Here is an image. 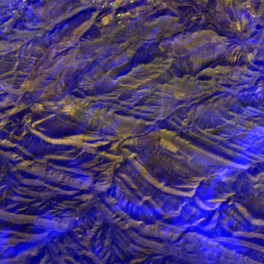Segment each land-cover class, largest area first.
I'll return each instance as SVG.
<instances>
[{
  "label": "rangeland",
  "instance_id": "1",
  "mask_svg": "<svg viewBox=\"0 0 264 264\" xmlns=\"http://www.w3.org/2000/svg\"><path fill=\"white\" fill-rule=\"evenodd\" d=\"M132 7L0 20V264H264V0Z\"/></svg>",
  "mask_w": 264,
  "mask_h": 264
},
{
  "label": "built area",
  "instance_id": "2",
  "mask_svg": "<svg viewBox=\"0 0 264 264\" xmlns=\"http://www.w3.org/2000/svg\"><path fill=\"white\" fill-rule=\"evenodd\" d=\"M35 0H0V20L4 21L2 17L8 15L9 23L16 20L19 16L25 14L29 9L30 4ZM99 9L107 12L108 15L117 24H123L128 21L133 13V3L135 1H143L150 4L159 2L165 3V0H89Z\"/></svg>",
  "mask_w": 264,
  "mask_h": 264
},
{
  "label": "bare ground",
  "instance_id": "3",
  "mask_svg": "<svg viewBox=\"0 0 264 264\" xmlns=\"http://www.w3.org/2000/svg\"><path fill=\"white\" fill-rule=\"evenodd\" d=\"M111 20V19H110ZM155 65V64H154ZM157 65V64H156ZM155 65V66H156ZM91 103V102H90ZM129 111V110H128ZM132 113H137V114H140L139 112H135L134 110L133 111H131Z\"/></svg>",
  "mask_w": 264,
  "mask_h": 264
}]
</instances>
